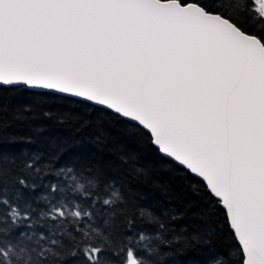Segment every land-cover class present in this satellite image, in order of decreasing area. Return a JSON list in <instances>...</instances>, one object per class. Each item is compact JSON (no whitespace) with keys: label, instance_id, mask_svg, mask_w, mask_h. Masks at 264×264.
<instances>
[{"label":"snow or ice","instance_id":"6c2138e0","mask_svg":"<svg viewBox=\"0 0 264 264\" xmlns=\"http://www.w3.org/2000/svg\"><path fill=\"white\" fill-rule=\"evenodd\" d=\"M257 2L0 0V264H187L217 214L234 241L225 264H264ZM7 91L110 114L200 180L199 202L185 212L149 200L137 151L73 153L75 135L53 134L48 112L10 107ZM77 125L81 133L89 122ZM113 138L97 129L93 143ZM189 213L206 229L184 222Z\"/></svg>","mask_w":264,"mask_h":264},{"label":"trees","instance_id":"16d2710c","mask_svg":"<svg viewBox=\"0 0 264 264\" xmlns=\"http://www.w3.org/2000/svg\"><path fill=\"white\" fill-rule=\"evenodd\" d=\"M5 100L10 107L24 104L34 107L38 113H50L52 120L46 122L52 124L53 134L69 138L75 135V138L82 142L72 147L73 153L107 157L117 145L137 151L141 157L140 163L150 169L152 183L145 189L149 200H170L177 210L185 212L188 211L189 202H199L191 195V190L196 186L202 187L200 180L195 176L187 175L171 160L156 153L147 145L146 141L134 136L127 126L116 125L110 114L85 106L71 98L7 91ZM59 121H63V123L59 124ZM77 121H88L87 130L74 133V127L78 126ZM115 128L120 129L119 134L115 133ZM97 129L112 132L114 138L103 146L96 145L93 143V139ZM201 207H203L202 203ZM184 222L194 229H206L205 223L192 216L191 213ZM209 227L208 239L203 246L198 245L195 251L189 252L185 257L187 264H197V262L205 264L207 261H211V264H216L217 261L219 264H225L226 254L228 250L232 249L234 241L221 215L214 216Z\"/></svg>","mask_w":264,"mask_h":264},{"label":"rangeland","instance_id":"374dc122","mask_svg":"<svg viewBox=\"0 0 264 264\" xmlns=\"http://www.w3.org/2000/svg\"><path fill=\"white\" fill-rule=\"evenodd\" d=\"M254 4H255V6L258 7V2H257V0H254Z\"/></svg>","mask_w":264,"mask_h":264}]
</instances>
